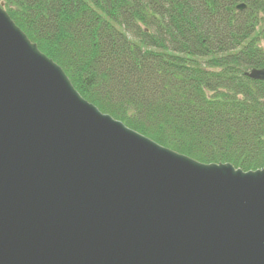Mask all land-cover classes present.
I'll return each mask as SVG.
<instances>
[{
  "label": "water",
  "instance_id": "95a60500",
  "mask_svg": "<svg viewBox=\"0 0 264 264\" xmlns=\"http://www.w3.org/2000/svg\"><path fill=\"white\" fill-rule=\"evenodd\" d=\"M0 264H264V165L202 163L101 112L0 3Z\"/></svg>",
  "mask_w": 264,
  "mask_h": 264
},
{
  "label": "trees",
  "instance_id": "16d2710c",
  "mask_svg": "<svg viewBox=\"0 0 264 264\" xmlns=\"http://www.w3.org/2000/svg\"><path fill=\"white\" fill-rule=\"evenodd\" d=\"M0 2L101 112L202 163L264 165V80L246 75L264 0Z\"/></svg>",
  "mask_w": 264,
  "mask_h": 264
}]
</instances>
